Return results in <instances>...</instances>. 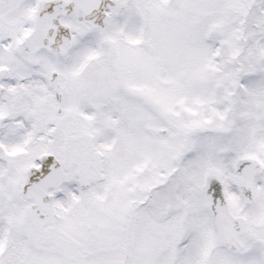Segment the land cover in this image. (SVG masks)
<instances>
[{"label": "snow or ice", "instance_id": "snow-or-ice-1", "mask_svg": "<svg viewBox=\"0 0 264 264\" xmlns=\"http://www.w3.org/2000/svg\"><path fill=\"white\" fill-rule=\"evenodd\" d=\"M0 264H264V0H0Z\"/></svg>", "mask_w": 264, "mask_h": 264}]
</instances>
